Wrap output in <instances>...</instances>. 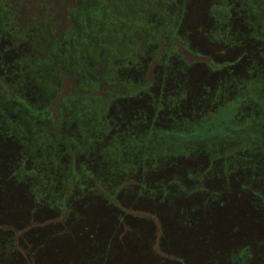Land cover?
I'll return each instance as SVG.
<instances>
[{"label":"rangeland","instance_id":"374dc122","mask_svg":"<svg viewBox=\"0 0 264 264\" xmlns=\"http://www.w3.org/2000/svg\"><path fill=\"white\" fill-rule=\"evenodd\" d=\"M125 1H130L132 7H123L120 17L116 13L111 20H108L110 14L94 9L99 5L94 2L88 15L93 17L102 12L103 18L106 17L104 24L92 26L86 31L87 35L79 29L84 44L80 45L74 37V44L65 47L66 53L62 55L64 64L55 68L49 61L38 63L50 55L39 49L42 42L37 38V32L30 30L59 36L69 0H0L1 27L5 30L1 37L7 50L13 48L10 56L0 58V75L12 84L18 83V92L31 103L37 104L50 95L48 110L54 118L58 116L61 121V116L65 120L62 113L67 117L71 114L68 121L75 120L80 127L87 128L81 131L77 141L73 139L74 124L62 130L56 127L51 130L54 135L61 134L72 154L93 147L95 128L102 123V116L97 117L93 105L87 104L88 113L85 109V113L74 109L77 101L94 95L108 96L109 90L112 93L108 99L112 100L118 93L104 112L108 120L107 131L112 123L118 136L111 137L108 144L110 133L106 138L99 137L91 149L92 155L80 156L87 169L82 179L89 192L98 190L101 198L93 196L86 209L75 207L81 216L78 228L84 230L83 227L90 225L92 235L97 230V219H105L97 230L96 241L101 242L97 253L108 251L109 264L113 261L118 264V234L114 236L118 233L115 224L120 210L128 213L132 223L138 220L147 224L141 228V238L124 237V241H119L129 247L133 255L142 251L140 260L148 257L151 264H163V258H166L164 263L170 264L179 258L189 264H236L235 257L245 249L244 264H264V140L251 136L239 139L235 135L221 144L210 142L206 144L207 148L187 147L173 144V141L163 142L161 127H151L141 137L139 134L144 132L145 125H134L138 115L153 114L154 94L164 93L165 110L157 119L165 128L203 121L222 106L241 98L235 123L240 125L246 120L251 125L258 123L260 129H264V0ZM216 5L223 7L227 14L222 16L223 23L218 20ZM33 14L38 17L36 21L40 26H27L21 34L19 31L25 28L23 19H27L25 15ZM94 20L95 23L100 19ZM147 24L148 29L141 30L146 37L143 38L138 29ZM22 35L24 37L20 38ZM32 35L38 40H33ZM59 43L57 40L55 46ZM167 53L174 55L175 69L162 85L165 66L161 59L168 58ZM113 65H117L113 70L107 67ZM123 84L140 91L139 95L125 97L129 91ZM183 90L185 92L180 94ZM247 94L250 97H246ZM154 115L157 117L155 112ZM94 117L99 118L97 123H94ZM37 118L39 115L34 113L31 123H24L26 118L22 117L23 121L14 125L6 116L11 126L27 134L31 146H46L50 138L45 128L35 121ZM14 136L12 138L19 140V136ZM20 139L28 144L27 140ZM15 144L17 146H7L14 149V155L21 150L20 157L30 158L28 169L38 167L46 176L55 173L51 165L38 162L39 157L34 160L30 150H22L20 142ZM47 148L52 152L44 159L57 162L60 158L61 162L65 156L61 153L66 152L64 142L58 140ZM125 149H138L142 157L150 159L143 160L135 150L125 154L124 160ZM173 153L179 154L174 158ZM37 154L42 157L39 150ZM171 157L178 160L174 165V161L169 164L156 161ZM68 170L77 180L82 176V168L77 169L74 162ZM98 177L104 186L98 187L95 182ZM144 177L156 190L162 189L159 184L169 188L172 183L183 184L188 189L191 185H199L200 189L189 194L173 189L167 195L159 194L160 198L166 197L165 203L147 202L130 195L135 193L131 188L134 181ZM37 178L39 176L34 175L26 179V184L10 185L9 190L0 188V264H28L27 254L33 257V264H41L42 257L47 260L53 257L41 255L44 243L50 244V237L44 235L53 234L55 226L62 224L59 222L64 221L66 210L57 212L43 205L35 207L38 192L45 189L42 187L45 181L39 182L41 178ZM3 179L0 177V184L5 181ZM38 182L42 185L40 189ZM118 188L126 189L130 194L122 193L120 203L118 199L112 205L102 202V194L117 192ZM211 194L218 198L214 208L211 207ZM176 211L180 219L193 222L179 226ZM122 239L119 235V240ZM90 242V236L75 244L64 241L69 257L60 264H84L85 257L91 252L87 250L92 247Z\"/></svg>","mask_w":264,"mask_h":264},{"label":"trees","instance_id":"16d2710c","mask_svg":"<svg viewBox=\"0 0 264 264\" xmlns=\"http://www.w3.org/2000/svg\"><path fill=\"white\" fill-rule=\"evenodd\" d=\"M39 1H41V0H39ZM97 1L99 4L98 5L99 7H96L95 9L99 8L100 10L105 12L107 15L110 14L109 15L110 18L108 20H111L113 18V16L116 13H118V9L116 8V6L118 5V0H117V2L115 0L114 1H112V0H97ZM69 2L70 3H68L69 5L66 8L65 15H64V17H62L63 19L61 21V23L63 24L62 25L63 28L61 25H59L60 23L58 24V26H60L62 28V30L60 29L61 33H59V36H57V37H55L53 34L51 35L49 33L47 42L42 44L43 48L39 47V49L41 51H43V50L48 51V53L50 55L47 57V59L40 60L38 62L39 64H43V63L49 61L50 64L52 66H54L55 68L59 64H64L63 62H61V58L63 57L62 55H64L66 53L65 47H69V46L72 47V45L74 44V37L78 38V43L80 45L84 44L80 39L79 29H81L80 31L82 32L83 35H87L86 31L91 30L92 26H101L102 24H104V22L106 20L105 17L103 18L102 12L100 15H98V20L99 19L100 20L98 22L96 21L95 23L93 22V21H95L94 18L92 16L88 15L89 14L88 9H90L91 5L94 3V0H69ZM40 3L43 5V1ZM74 3H76V5ZM73 4H74V6H72ZM121 4L125 5L123 7H126L127 9L132 7V5L130 4V1H123V3H121ZM34 14L30 17H28L29 15H25V17H27V19H23L24 20L23 22L26 24V26L34 27V28H36V26H40L37 23L39 21H36V20H38L37 19L38 17ZM84 15H86V16L84 17ZM87 22H90V23L87 24ZM46 23H44V24L46 25ZM79 26H80V28H79ZM30 31H32V33L37 32L38 38H39L40 34L43 35L41 32L36 31V29H31ZM173 35H174V33H173ZM32 36H33V40H38L35 35H32ZM28 38L29 37H27L26 39H28ZM57 40L60 43H59V45L55 46V43ZM26 42L28 44H30L29 40H26ZM4 50H7V49L4 48ZM8 50H10V49H8ZM3 54H4V52H0V55H3ZM112 58H114V57H112ZM53 61H55L56 63H53ZM10 74H12V73H10ZM55 75H56V73H54L52 76V82L55 80V78H54ZM0 78H1L0 79V96H1L0 102L3 101L2 104L0 103V107L5 109L4 111H0V113H2L4 115L5 111L10 112L6 108V107H9L10 110H13L15 112H20L19 115L25 117L26 118L25 121L29 122V123L32 122L33 114L36 113L37 115H39V118L35 119V121L39 125H41L45 128V132L48 135V137L50 138V142L48 143V146L46 145V146L33 147L29 143V138H28V140L25 139L28 141V144H26V143L20 141L21 140L20 138H19V140L16 138H12V137H15L14 136L15 134L12 135L11 134L12 132H9L7 130V128H2V129L0 128V141L1 142H9L10 144H13L16 146H17V144H15V142L16 143L20 142L23 150L25 149V151H29V150L31 151L30 154L34 160L36 159V157H39V160H38L39 162H44L47 165H51L52 167L55 168V173L50 172L49 176L45 180L51 182L52 184L53 183L56 184V181L58 179L57 188L55 189L54 185L51 188H45L43 191H41V193H39L40 195L38 194V196L41 198L37 197L36 201L41 202V205H43V206L50 207L51 209L57 210V212L66 210V214L63 217L64 221L59 222L62 224L55 226V230L52 231V232H54L53 234L44 235V237H50V240H49L50 244L48 246L47 245L48 243H44L41 255L42 256L52 255L53 257L51 259H48V260L42 257V260H43L42 263L43 264L65 263L66 258H68L69 255H68V252L65 251V246H63L64 245L63 242L68 241L70 244L71 241H73L75 244V243H78L81 240H83V238L90 236L91 240H92V242H90L92 247H88L87 250L91 251V252L85 257V263L84 264H109L110 261L108 262V260H109L108 259V251H105L107 253H105V252L101 253V254L97 253L98 251L100 252V249H101V248H99V244L101 242L96 241V238L98 236L97 230H99L100 224L103 223V221L105 219L104 218L97 219L99 224L96 223L95 228H97V230L95 232H92V235H91V231H90V225L83 227L84 230H81L80 228H78V225H80V220H81L79 218H81V216L80 217L78 216L79 214L75 210L76 209L75 207H83V209H86L89 205H91L93 196H96V197L99 196L100 197V194H99L100 192L98 190H95L94 193H90L89 192L90 190L87 189V187H88L87 184H85L84 180L82 179L84 176V172H86L85 171L86 165H85L84 161L80 159L81 158L80 154L84 153L85 151H80L78 154H74V153L72 154L70 152L71 148L69 147V144L65 141V139L59 138L61 134L60 135H57V134L54 135L53 131H51L52 129H54V127L61 129V127H60L61 125L59 124V122H61V124H62L65 120H63L61 118V121H60L58 119V116L56 118H54L52 113L48 110L47 99L50 100V98H49L50 95L47 94L45 96V99H43V101H41V102H37V104H34V102L31 103V102H29V100L24 99L20 95V93L18 92V91H20V87H19L18 83L12 84L11 82H8L6 79L4 80V77L1 75H0ZM251 94L252 93H250V95ZM250 95L247 94L246 97H250ZM86 98H84L83 100H86ZM241 100L242 99L240 98V100L239 99L234 100L233 102L222 106L218 111L214 112L212 115L207 117L205 120L201 121V122H203V123H201V125H198V126L195 125V126H192L191 128L182 129V130H180V132H175V133L174 132L167 133V132L162 131L163 134L161 136V140L163 142H165L166 140L167 141H173V144H178V143H180V141L182 139H185V140L190 139L191 141H193L195 139H197V140H208L207 138L210 139L211 138L210 136H212V135H216V136H220L221 138H225V137L231 136L232 134H234V135L237 134L231 128V126L232 127L235 126L236 128L241 129L238 132L243 133L245 131L243 127L246 126L248 121H245L246 123H243V124H245L243 126L237 125L235 123V120L237 117V108L239 107L238 104H239V102H241ZM11 120H12V124H14V125L20 123V121H23L22 119H19L18 116H17V119L11 118L10 121ZM207 124H209V125L207 126ZM248 125L250 128H254V126L256 124L251 125L249 123ZM83 129H85V128L80 127V126L76 127V130H77V132H79V134L81 133V131H83ZM183 132H186V133L190 132V133L188 136H183ZM22 133L27 138V134H25L24 132H22ZM61 133H62V131H61ZM209 134H211V135H209ZM195 137H198L199 139L195 138ZM78 139H79V137H76L75 141H77ZM58 140L62 141V143L64 142V144L66 146V150H65L66 152L63 151L61 153L62 156L65 155L63 157V159L61 160V162H60V158H59V160H57V162H50L49 160L44 159V156L40 157V155L37 154V149L39 147H43V148L39 149L40 152L45 151L47 154L49 152H52L51 150H49L50 148H47V147H49L51 145L53 146L55 142H58ZM175 141H177L178 143ZM56 145H57V143H56ZM201 147L207 148V146H205V145H202ZM136 151L139 152V155L141 156V153H140L141 151L138 149H136ZM66 153H68L69 157H67ZM56 154H57V151H56ZM130 154H132V153H130ZM75 156H79V157H77V159H76ZM58 157H57V159H58ZM212 157L213 156H211V158ZM168 159L165 161L164 160H156V161H158V163L165 162L168 164L172 163V161H174V160H168ZM177 161L178 160L174 161L172 163V165H174ZM73 162L75 163V167L77 169L81 170V168H82V176H80V179H78V180H77L76 176L69 174L68 169H69V167H71ZM158 163H154V165H158ZM12 166L9 165L8 170L6 171L8 176H5V178H7L8 180L12 179L11 178ZM14 168H15V165L13 166V169ZM33 170H35V168H33L32 171ZM135 181H134V185H132V187H131L133 189V191H135V193L132 192V194H130L126 191V189L118 188L117 192L106 191L105 194H102L103 195L102 196L103 201L102 200L101 201L103 203L106 202V203L111 204V203L116 202V200L118 199V203H120L121 199L123 198L121 194L125 192L126 194H130L133 197L139 198L140 200H145L147 202L153 201V203H160L161 202L163 204V203H165L164 201H165L166 197L160 198L159 194H161V193H163L164 195L165 194L167 195L169 192H173L172 191L173 189H180L179 192L181 194L186 193V192H187V194H189L192 191L194 192L195 190L200 189L199 185L198 186L197 185H191V188L188 189V187L186 188V186H184L183 184L172 183L170 186L172 188H170V187L168 188L167 187L168 185H166V184L165 185L159 184V186H162V189L156 190L155 188H151L150 182L147 181L145 177L142 178L141 180L138 179L137 182H135ZM95 182L97 183L98 187L100 185L101 186L105 185L104 182L102 183L101 179H99V178L95 179ZM2 185L4 186V183ZM98 187L96 189H98ZM83 188H85V189H83ZM79 189H83V191L80 192ZM210 196H211L210 199H211V204H212L211 207L213 206L212 208H214V204L218 200V198H217V196L212 195V194ZM177 212L178 211H176L175 214H177ZM85 215H87V212ZM172 215H174V214H172ZM129 217L130 216L128 215L127 212L120 210V212L118 213V223H116L117 225L115 224V226H118V233H116L114 237H116V235L118 234V248H120V250H118V264H151L148 257L145 260L139 259V257L142 258V255H143L142 251H140L138 254L136 252L133 255L129 251V247H126L124 243L119 244V241H124V237H129L132 239H134L136 237L139 239V238H141V236H143L141 234V231H142L141 228L143 227V225H147V224H143L138 220H137V222L134 221L132 223L129 220ZM177 217H178V214H177ZM178 220H179L178 221L179 226H180V224L182 226L189 225V223L193 222L191 220L187 221L185 218L184 219L179 218ZM73 223H75L77 225L75 226ZM119 235L120 236L122 235V237H123L122 240H119ZM52 237H54V238H52ZM61 245L63 246L62 247L63 250H62V248H60ZM145 252H147V251H145ZM145 252H144V254H145ZM246 257H247V252L244 249L241 252H239V255H237V257H235V259H236L235 262H237L236 264H244L243 260H245ZM25 259L28 262V264H33L32 261H34V259L32 256L27 254ZM178 259L174 260L175 262L170 263V264H177V263L178 264H189L185 259H179V260ZM241 259L243 262L241 261ZM163 260L166 261V258H163ZM164 261H162L163 264L166 263V262L164 263ZM111 264H115V262L113 261Z\"/></svg>","mask_w":264,"mask_h":264},{"label":"flooded vegetation","instance_id":"af4514ba","mask_svg":"<svg viewBox=\"0 0 264 264\" xmlns=\"http://www.w3.org/2000/svg\"><path fill=\"white\" fill-rule=\"evenodd\" d=\"M75 5H76V3H74ZM228 4H230V1H229V3ZM72 6H74V5H72ZM216 12H217V14H218V17L220 18V19H218L219 20V22L220 23H223V20H222V16H223V14H226L225 12H224V10H223V7H218L217 5H216ZM226 16H227V14H226ZM0 52H4V54L3 55H0V58L2 57H4V58H7L8 56H10V54H11V52H12V50H13V48L12 49H10V50H4V48L6 47L5 45H4V38L3 37H1L2 36V33L5 31L4 30V28L3 27H1L2 26V24H3V21L2 20H0ZM148 29V24H147V27H141V28H139L138 30H140V32H141V30L143 31V30H145V29ZM156 28V27H155ZM26 29H28L27 28V26H26V24H25V28H23L22 30H20L19 32L21 33V34H23L24 32H25V30ZM136 32H139V31H137V30H135ZM171 33L172 32H174L175 33V31H170ZM48 35H49V33H46L44 36L43 35H39V40H40V42H42V44H44V43H46L47 42V39H48ZM43 36V37H42ZM141 36L143 37V38H146L144 35H143V33L141 32ZM24 36L22 35L20 38H23ZM42 40H45V41H42ZM7 47H9V46H7ZM168 58H162L161 59V57H160V59H161V61H163V64H164V66H165V69L163 70L164 72V74H163V76H162V78H163V80H162V85H164L165 84V82H166V79H168V78H170L169 76L171 75V71H174V69H175V67H173V62H175L174 61V59H173V57H174V55H170L169 53H167V54H165ZM171 62V63H170ZM161 63V62H160ZM115 66H117V65H115ZM10 67V66H9ZM8 66H7V68H9ZM114 69V68H113ZM159 72V71H158ZM1 79V78H0ZM4 80H5V77H4ZM8 81V80H7ZM124 85V89H126L127 91H129V92H126V96L125 97H129V95H131L130 97H136L137 95H139V92L140 91H138V90H131L130 88H129V85H126V84H123ZM143 90H145V89H143ZM142 91V90H141ZM185 91L183 90V92L182 93H180V94H183ZM111 90H109L108 91V96H110L111 95ZM114 96H115V98L118 96V93H115V95H113L112 97H113V99H114ZM1 97V96H0ZM95 97V95L94 96H92V98H94ZM112 99V100H113ZM164 93H161V94H154V96H153V102L156 104V106H155V109H154V112L156 113V115H157V117L154 115V112H153V114H151V116L150 115H148V116H146V115H144V116H141V115H138V117H136L137 119L134 121L135 123H134V125L135 124H139V123H141L142 124V126L143 125H145V129H144V132L143 133H141V134H139V135H141V136H143L145 133H147V131L149 130V128H151V127H161L162 129V131H164L165 130V127H163V126H161V125H159V123H160V121H158V117H159V115L161 114V113H163L164 112V110H165V105H164ZM111 100V101H112ZM79 101V100H78ZM1 104L3 103V101L2 102H0ZM108 107H110V104H109V106ZM6 108H9V107H6ZM102 111H104V112H106V110H107V107L105 108V106H103L102 105ZM9 110V109H8ZM138 111V110H137ZM137 111H135V113L137 112ZM131 112H133V111H131ZM63 114V117H65V121L62 123V125L60 126L61 127V129H64V127H68V125L70 126V125H72V124H74V125H76V127L77 126H79V124L74 120V121H68V119H69V115H68V117L66 116V115H64V113H62ZM152 115H154V116H152ZM0 116H1V113H0ZM60 118H62V116L60 117ZM109 123H110V121H109ZM201 123H203V122H201V121H195L194 123H189V122H185L182 126H178V125H173V126H170L169 128H167V129H176V130H182V129H186V128H191L192 126H195V125H201ZM136 125V126H137ZM188 126V127H187ZM208 126V125H207ZM107 128H108V120L106 119V116H104V118H103V122L101 123V125L98 127V129H95V131H94V137H95V139H94V141H95V144L93 145V147H95V145L97 144V142L99 141L98 140V138L99 137H101V138H106V135H107V133H110V135L108 136L109 138H108V142H107V144L109 143V141L111 140V137H113V136H118V133H115V127L112 125V123H111V127L109 128V130L107 131ZM74 129H76V128H74ZM118 130V129H117ZM114 133V134H113ZM80 136V134H79V132H77V130H76V132L74 133L73 132V139L75 140L76 139V137H79ZM136 137V136H135ZM138 137V136H137ZM59 138H61V137H59ZM61 139H63V138H61ZM106 144V145H107ZM48 145V144H47ZM93 147L92 148H90L89 149V151H85L84 153H82V154H91L90 152L92 151L91 149H93ZM40 148H38L37 150H39ZM17 153H18V150H17V152H16V154H15V156H13V157H3V158H0V161H2V165L0 164V177H4V179L3 180H5L3 183H4V186L2 185V184H0V188H4V189H10V185H14V184H16L17 186H20V185H23V184H26L25 183V181H26V179H30V178H32V177H34V175H36V176H39V178H37V179H40L39 180V182H41V180L43 179L45 182L41 185L39 182V184H38V188L40 189V187L42 186V187H45V188H51L52 186H53V184L51 183V182H49V181H46L45 179L48 177V176H46L45 175V173H42V171L38 168V167H34L35 168V170H33L32 171V169H28V164H29V162H30V158H28L27 156H25V155H23V157H20V155H17ZM82 154H80V155H82ZM92 155V154H91ZM25 157V158H24ZM77 157H79V156H75V158L77 159ZM174 158H176V157H174ZM173 158H169L168 160H172ZM12 163V165L14 166L15 165V168L13 169V166H12V175H11V178L12 179H10V180H8L7 178L5 179V176H8V174H7V170H8V167L6 166L7 165V163ZM18 162V163H17ZM39 162V161H38ZM1 166H3V167H1ZM1 169H3V170H1ZM158 170V169H157ZM85 171H87V169H85ZM211 171V170H210ZM196 176V175H195ZM206 176H208V175H206ZM99 178V177H98ZM97 178V179H98ZM194 178V177H193ZM56 182H58V179H57V181ZM48 185H49V187H48ZM54 185H56V188H57V186H58V184L56 183H54ZM41 187V188H42ZM55 188V189H56ZM41 191H43V190H41L40 189V192ZM38 194H39V192H38ZM40 195V194H39ZM37 197H39V196H37ZM39 198H41V197H39ZM32 205V204H31ZM30 204H29V206H31ZM41 206V202H36L35 203V207H40Z\"/></svg>","mask_w":264,"mask_h":264},{"label":"water","instance_id":"95a60500","mask_svg":"<svg viewBox=\"0 0 264 264\" xmlns=\"http://www.w3.org/2000/svg\"><path fill=\"white\" fill-rule=\"evenodd\" d=\"M112 1H114V0H112ZM116 2H117V0H115ZM125 1V0H124ZM94 2H98L97 0H94ZM121 3H123V0H118V5L116 6V8L118 9V17H120L119 16V13L121 12V11H123V6H125V5H122ZM97 7H99V6H97ZM96 7H94V9H95ZM94 17V19H98V14H97V16H93ZM106 18V17H105ZM122 18V21H125V19L123 18V17H121ZM112 57H114V56H112ZM111 57V58H112ZM107 67H109V69H112L113 70V68L115 69V66L113 65V66H107ZM248 92V91H247ZM108 97L109 96H104V97H102V96H98V95H95V97L94 98H92V97H82L81 99H79V101H77V103L75 104V107H74V109H79V111L80 112H82V113H85L84 112V109L87 111V113H88V106H87V104H91V105H93L94 107H92L93 109H94V113H98L97 115V117H100V116H102V122H103V118H104V111H102L103 109H102V105L103 106H105V108L106 107H108L107 106V104H109V102H111V99L109 98L108 99ZM84 98H86V100H83ZM7 109H9V108H7ZM5 109L4 108H2V107H0V111H4ZM9 111L10 112H6L5 111V113H4V115L1 113V116H0V128L2 129V128H10L9 130L10 131H12V133H14L15 135H17V136H19L20 138H22V140H24L25 141V139H27L25 136H24V134L22 133V132H20L15 126H11L10 125V123L8 122V120L6 119V116H8L9 117V120L12 118H14V119H17V116L19 117V119H22V117L23 116H21V115H19V113L20 112H15V111H13V110H10L9 109ZM12 111V112H11ZM15 112V113H14ZM72 112V111H71ZM17 115V116H16ZM16 116V117H15ZM69 117H71V114L69 115ZM97 117H94L93 118V121H94V123H97L99 120V118H97ZM227 119V118H226ZM225 119V120H226ZM69 120H71V118L69 119ZM246 121V120H245ZM227 122V121H226ZM249 122V121H248ZM247 122V124H246V126L245 127H243L244 128V132L243 133H241V132H238V131H240L241 129H239V128H236L235 126H231V128L237 133V134H235L239 139L240 138H242V139H245L246 137H248V136H251V137H253V138H262L263 140H264V129H260V125H255L254 127H255V129H252V128H250L249 127V123ZM11 123H12V120H11ZM24 123H26V121H24ZM243 123H246V122H243ZM243 123H241L240 125L241 126H243V125H245V124H243ZM207 125H209V124H207ZM7 126V127H6ZM39 126H41V125H39ZM83 128H85V129H87L86 127H83ZM249 128V129H248ZM95 129H98V127H96ZM195 129V128H194ZM193 130V129H192ZM9 131V132H10ZM194 131V130H193ZM164 132H167V133H169V132H180L179 130H176V129H167V128H165V130H164ZM190 133V132H189ZM189 133H186V132H183V136H188L189 135ZM147 133H145L144 135H146ZM143 135V136H144ZM209 135H211V134H209ZM234 134H232L231 136H233ZM234 135V136H235ZM231 136H228V137H225V138H221L220 136H216V135H212V136H210L211 138L209 139V138H207L208 140H197V139H195V140H193V141H191L190 139H182L181 141H180V143H178L177 141H175V142H177L179 145H186L187 147H189L190 145H196L197 146V148H199V147H201L202 145H205V146H207L206 144H208V143H210V142H215V143H217V144H221V141H223V140H227V139H230V137ZM142 137V136H141ZM199 137V136H198ZM198 137H195V138H198ZM199 139V138H198ZM241 139V140H242ZM28 140V139H27ZM25 143V142H24ZM263 143V142H262ZM10 143L9 142H1L0 141V158H3V157H13V156H15L14 155V149L11 147H9V146H7V145H9ZM186 147V148H187ZM39 148H43V147H39ZM196 148V149H197ZM20 149V148H19ZM23 150V149H22ZM136 150V149H135ZM134 150H127V149H125L124 150V152L122 153V156H123V158L125 157V154H127V153H132ZM179 153H184V152H179ZM179 153H173V157H175V156H177ZM16 154V153H15ZM185 154H187V153H185ZM17 155H21V150H19L18 151V153H17ZM41 155L42 156H45V155H47V153L44 151V152H41ZM142 157V156H141ZM173 157H171V158H173ZM127 158V157H126ZM142 159L143 160H147V159H150V158H144V157H142ZM124 160H125V158H124ZM152 160V159H151ZM173 160V159H172ZM225 161V160H224ZM223 161V162H224ZM0 164L2 165V161H0ZM11 166L12 164H10V163H7V167L8 166ZM1 167H3V166H1ZM3 170V169H2Z\"/></svg>","mask_w":264,"mask_h":264}]
</instances>
